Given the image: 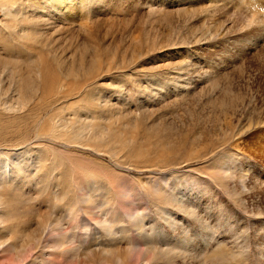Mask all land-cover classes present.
<instances>
[{
  "label": "rangeland",
  "instance_id": "rangeland-1",
  "mask_svg": "<svg viewBox=\"0 0 264 264\" xmlns=\"http://www.w3.org/2000/svg\"><path fill=\"white\" fill-rule=\"evenodd\" d=\"M218 1L76 0L52 12L23 0L24 12L35 18L25 25L42 29L35 42L12 34L0 7L1 53L30 65V59L46 61L52 73L68 78L66 91H79L52 107L42 105L43 84L35 86L28 91L30 105L5 129L15 135V146L31 154L50 147L42 173L53 153L63 162L42 181L44 195L68 183L75 189L68 209L64 200L56 207L41 196L31 200L48 212L47 233L38 212L21 208L12 226L37 239L19 251L24 261L5 249L0 264H218L212 255L217 248L229 264H264V166L254 165L264 161V126L238 135V119L249 121V103L264 89V17L250 21L254 8L264 16V0ZM9 90L1 88L0 104L20 98ZM74 101L75 108H61ZM35 103L38 110L30 112ZM76 112L85 135L90 119L107 130L99 149L35 133L37 120L46 125L58 113L73 118ZM260 168L261 186L253 188L251 173ZM89 183L99 186L104 211L81 203ZM31 185L24 191L36 197L39 187ZM104 222L111 223L112 234ZM51 225L59 227L51 231ZM151 232L160 247L175 243L194 253L169 259L141 252ZM108 242L121 258L102 249Z\"/></svg>",
  "mask_w": 264,
  "mask_h": 264
},
{
  "label": "bare ground",
  "instance_id": "bare-ground-1",
  "mask_svg": "<svg viewBox=\"0 0 264 264\" xmlns=\"http://www.w3.org/2000/svg\"><path fill=\"white\" fill-rule=\"evenodd\" d=\"M26 1H27L26 2L27 5H30L31 8L32 7L34 8L42 7V9L40 8L41 10H44V11L51 10L52 12L60 11L61 9L67 7L71 2H72V5L76 4V0H26ZM0 7H2L4 10L3 12L4 18L9 20V21L6 20L7 22L5 21L4 25L9 27V29L12 31V34H16L23 39L25 38L26 41L35 42L40 38L42 34V29L40 28L39 23L38 25L37 24L31 25V26L25 25L26 23H30L29 21L30 19L31 21H34L35 18L33 15L30 16L24 12L25 4L23 0H0ZM260 10L261 9L259 8L253 9L252 14H251V19H250L251 22L255 20L257 21L256 18L264 17L262 16L263 11L261 12ZM48 18L46 20L44 19V21L42 22L48 21ZM49 19L51 21V18ZM258 21H261V20H258ZM225 34L227 33H224V35ZM197 41H199V39ZM254 43L256 44L257 48L260 46L257 40L254 41ZM260 52L258 51V53L261 55ZM22 61L23 59L20 57L19 58L13 57L10 54L3 55L0 50V90L1 88H4L5 90H8V91H10L9 89H12V90H15L16 93H19L20 95V98L17 97L18 98L17 101H13V98H11L9 101H6L5 103L0 104V113L3 114V116L0 115V251H4L5 249H11L16 259H20L24 261V259L20 256L19 251H25V248L27 247L26 244L29 245L30 243H32V240H36L37 237H35V234H32L29 231H24L19 227L12 226V223L18 217L19 212L21 211V208H23L24 211L28 210L31 212H38L40 214V224L42 225L43 233H45L46 230L50 228L49 227L50 221L47 218L48 212L45 213V212H42L40 208H34V206L31 203L32 202L31 200L34 198H38V196H41V198L43 197L42 201L46 199L47 205L54 206V207L59 206L61 203L63 204V202L66 201V206L68 209L70 206L73 205L72 203L73 200L69 198V194L71 190L75 189V187L68 183L67 185L63 186L62 190L55 189L54 192H52V194L44 195L42 193L44 191L43 186H41L42 181L46 180L47 178L46 176L48 174H52V171L56 169L57 166L59 167L60 164H62L63 162H60V160H58L57 162L56 158H58V156L57 154L53 153L55 160H54V157L51 158L52 159L51 166L47 169L46 173H42L45 162L48 160V156L51 157V154L48 152L50 150V147L49 146L39 147V149L37 150V153L31 154L32 152H28V149L26 147L21 146L22 144L19 146H15L14 145L15 142H13L15 140L14 138L15 135L12 133H9V131H6L5 129L12 126L11 124L14 123V120L19 119L18 117H16V115L18 114L17 112L19 111L21 112L22 110L26 109L30 105V103L32 102L31 101L32 95L30 94L31 92L28 93V91L33 89L35 86H39L41 83L43 84L44 91L42 94L43 95L42 99L45 100V102L42 103V105H45V106H52V105L56 106L57 104H60V103L62 105V103L76 98L78 96L77 93L79 91H76V92L66 91V88H65L66 83L64 82L63 78L66 79L67 77L66 76L62 77L61 74L58 75V74L52 73L49 69V65L45 63L46 61L43 64H41L40 60L39 62L37 61L35 63V59H33V61L30 59V61L34 63L33 65H30V63L28 62L29 60L23 63ZM34 73H37V74L35 75ZM36 76L38 78H36ZM39 77H41L42 81L38 80ZM5 78H7L9 81V85L6 87L9 89H6L4 87ZM257 91H256L257 94H255L257 96H255L254 99L251 100V102L249 103L250 108H251L249 121L244 122L242 119L240 118L238 119L239 120L238 121V133L239 134L238 135L240 137L241 135L242 136L245 135V133H247L248 131L252 132L254 130L261 129L264 126V103H263L264 102V89L259 88L257 89ZM261 101L263 102L260 103ZM75 103L76 101L72 102L70 105L68 104L63 105L61 108L65 106L74 107ZM37 106H39V103L37 104L35 103V106L31 107L30 112H34V107H36L35 109L38 110ZM257 111H259L260 113V115L258 116L255 115ZM13 114H14V117H13ZM52 115L54 116V114ZM59 115L60 114L58 113L55 119H50L52 121L46 125L43 123L45 119L37 120L39 121L40 125L36 129L35 133L43 134V135L46 134V136L49 135L54 139L71 140L78 144L88 145L89 147H94L96 149H99V147L101 146L100 145L101 142L99 143L98 141L102 140L104 138V133L107 132V130L104 127H102L98 123L93 124V121H91L90 119L87 122L88 135H85L83 133V126H84L83 119H82V116L78 114V112H76V116L73 118L58 117ZM4 116H12V117H6V119H4ZM36 118H38V115L36 116ZM81 119H82L81 125L75 124L77 122H80ZM13 131L15 130L13 129ZM32 165L34 166L33 173L31 172V170H29V168ZM254 165L264 166V161H260L256 159L254 160ZM240 168L241 167H239V169ZM229 169L230 168L226 167L223 171V174H228L227 171ZM261 170L262 168H260V170H257L256 173H251V175L253 174V176L250 177V180H251V184L253 185V188L261 186V182L259 181V179L261 178L258 175L259 171ZM240 172H241V169L239 170V175H240V178L243 180L242 182L243 183L247 182L246 179L244 178L245 174H242ZM59 178L63 182L62 176H60ZM25 184H29V185L32 184L31 186L39 187L38 193L39 192L40 193L37 194L36 197L35 195L33 196L32 193H31L32 195L27 194L24 191ZM98 190H99L98 185H93L89 183L88 189H86L82 193L80 197V201L86 207L92 204L93 206H99L100 210L104 211L105 210L104 205H103L104 203L103 201H101L99 197H97V194H96ZM260 190L262 189L259 188V191ZM69 211L70 213H72L73 211H75V208L73 207ZM134 214H136L135 211H134ZM106 215L108 216V214ZM134 216L136 217L139 215L137 214ZM136 218L139 219L138 217ZM107 220L109 222L110 219L106 217V221ZM95 221L96 223L97 222L101 223L102 221V224H103L102 219L101 220L97 219ZM58 227L59 226L51 225L50 230L53 231L55 228H58ZM106 229L109 230L110 233L112 234L114 228L113 226H111V223H110L109 225L108 224L106 225ZM4 232L6 233V235L2 236L1 233H4ZM155 233L156 232H151V234L149 235L150 240H148L147 246L144 248V250L142 251L140 250L141 252H144V251L151 252L153 253L154 258L158 256H162L166 258L168 257L169 259L175 256H180V257L183 256L186 258L189 253L193 252L192 250L187 251L186 250L187 248H184L185 247L184 245L183 247L177 246L175 243H168L166 248L160 247L155 241L151 240V238L154 237ZM110 236L111 235H109L108 237ZM74 238L75 236L73 237V239ZM71 241H72V237H71ZM79 246L81 247V249H83L82 247L84 246V244H79ZM80 247H77V248L79 249ZM68 249H72V247ZM102 249H104L108 254L112 255L113 257L115 256L118 259L121 258V255L119 254V250L117 249V246L113 243L108 242V244L104 245ZM133 249L134 248H132L131 250ZM204 254L206 253L204 252ZM212 255L218 258V264H229L225 259V255L222 249L217 248V250H215L212 253ZM105 259L108 260L106 257L104 258V260ZM107 262L109 263V261ZM119 262L120 260H118V263ZM37 264H45V261L42 259Z\"/></svg>",
  "mask_w": 264,
  "mask_h": 264
}]
</instances>
